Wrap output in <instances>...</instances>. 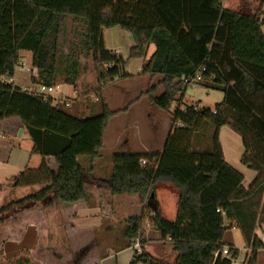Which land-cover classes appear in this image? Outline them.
<instances>
[{"label": "trees", "instance_id": "16d2710c", "mask_svg": "<svg viewBox=\"0 0 264 264\" xmlns=\"http://www.w3.org/2000/svg\"><path fill=\"white\" fill-rule=\"evenodd\" d=\"M263 9L264 0H0V121L20 117L34 143L32 154L43 159L37 173H23L17 184L46 185L0 209V226L24 221L42 226L44 214L59 207L66 215L63 224L69 245L52 249V257L63 264H97L94 232L75 236L69 228L79 203L87 204L86 180L102 156L111 119L132 106L111 111L105 89L128 78L129 61L145 59L154 46L142 74L162 76L160 85L165 90L154 97L151 89L135 103L148 97L170 112L178 95L188 89L182 77L198 73L203 78L199 86L221 91L224 101L214 112L178 109L163 152L112 157L111 193L137 195L142 204L151 202L153 226L163 241L172 244L167 259L154 260L144 249L131 264H234L241 252L224 243L226 231L232 228L242 232L252 249L248 264H257L264 249L256 233L264 227ZM65 16L73 18V39L69 52L61 55L59 37ZM114 28L133 38L128 59L106 46L104 32ZM22 51L32 54V66L38 70L33 83L48 88L54 87L60 64L65 84L76 87L82 59L91 58L100 114L80 118L61 102L55 106L51 97L45 102L7 83L15 77ZM204 122L214 127L211 151H193ZM225 126L242 138V163L257 172L248 189L244 176L225 160L220 142ZM79 157L90 159L88 169ZM141 231V219L133 217L125 236L131 241ZM225 249L228 256L223 254Z\"/></svg>", "mask_w": 264, "mask_h": 264}, {"label": "crops", "instance_id": "0c3cea01", "mask_svg": "<svg viewBox=\"0 0 264 264\" xmlns=\"http://www.w3.org/2000/svg\"><path fill=\"white\" fill-rule=\"evenodd\" d=\"M261 18L264 21V9H263ZM63 20H64V17L61 22L62 28H61V34L59 37V44L61 42L62 36L64 35V32L62 31ZM262 30L264 33V25L262 27ZM104 36H105L106 46L108 48L106 30L104 32ZM133 47H131L130 50ZM108 49L110 51L112 50L110 48ZM68 52L69 50H66L64 55H66ZM123 57L126 58V56H123ZM25 59H28L32 66V60H33L32 54L29 52L22 51L20 52V62L22 63L21 64L22 69H24ZM81 63H83V59ZM142 66L143 64L141 65V67ZM31 73H32V80L33 78L38 77V70L36 68H33V66L31 69ZM128 75L135 77V75H132L130 73ZM118 81L119 80L115 81V83ZM6 82L13 84V86L16 88H19L16 86V77L10 80L8 79ZM64 86H65L64 87L65 89L66 87H68L67 85H64ZM54 87H53V91L50 93V96L53 100H58L61 102V104H64L65 110L67 107L75 108L74 114H76V116L80 118L89 117L92 115V112H93L92 107L90 105H87V106L81 105L79 103L80 98L78 96H77L78 100L75 101L70 91H68L65 94V97H66L65 99H67V101L65 102H63L65 100L63 98L64 97L63 94H62V97L54 98L52 96V93H54L55 91ZM115 88H118V85ZM26 89H30V88H25L24 90ZM109 89L110 87H108L107 90H105V99L111 111L123 110L127 108L128 106H130L128 104L127 107L124 105V108L123 106L112 108L111 103H113L112 97L114 96V93L109 91ZM163 93L164 91L160 87L158 89L157 94H155L154 97H159L163 95ZM136 99H138V97H135L131 101H134L133 103H135ZM94 100H96V98ZM66 104H68V106H66ZM144 104H145V109L144 111H142L141 114L143 118L148 119V121H151V126H152L151 129H145L144 127L140 126L141 125L140 122L142 121V118L141 120L131 119L130 117L128 118L127 116L129 115L128 113L130 111L113 118L114 121L112 123H115V125L113 126V128L115 127V133L111 137V143L108 141L109 140V130H110V126H109L107 130V134L105 136L103 148L101 149L102 156L96 162L92 177H90L89 180H86L87 204L83 205V203L81 202L79 203V206L77 207L78 209L77 214L72 220L73 222V225H71L72 228H69L70 230H73V232L75 233V236H77L78 234H82L84 231H87V230H92L94 232L96 243H97L96 247L98 249V255H99V260L97 264H131L132 263L134 252L131 249L130 240L125 236L126 229L129 226V223L126 225H121L120 224L121 221H120V217L118 213L122 209L118 211V208H117L114 212L113 208L116 205L118 206L120 203L125 204L126 201L132 202V203L138 202V205L141 208L140 212H142V210L145 208V205L141 206V203H140L141 201L137 195L125 194V195H120V196H114L109 189V184H110V178H111L112 171H113L112 157L114 155L116 154H143V153L154 154V153L163 152L165 145L163 147L160 146L161 147L160 150H157L159 143H158V140L154 137L156 136L157 132L162 131L161 130L162 126L160 125V122L157 120H159V118L163 116L164 111L160 109L159 107H157L155 104H152L149 101V99L142 100L138 104V106L140 105V108H141V106ZM126 117L128 118L125 121L126 124H122ZM154 117H157V119L153 121V119H155ZM170 130L171 128L169 129V133H170ZM150 133H153V135L152 136L149 135ZM11 135L14 138H22L26 135L29 138H31L25 124L23 123L20 117H12V118H8L3 121H0V136L6 138V137H11ZM223 138H225L226 144L223 142ZM220 142L223 147V152H224L226 162L232 168H234L235 170H237L239 173H241L244 176L245 181L243 185L245 188L248 189L250 184L256 179L257 172L248 169L242 163V157L245 154V148L242 142V138L237 133H235L231 129L230 126H225L220 130ZM3 144H9L13 146V143L9 142V140L0 143V146ZM239 149L241 151H239L238 153ZM32 151H33V148L32 149L29 148V150L23 151V153L20 150L21 153L18 155L19 160L17 161L15 166L14 164H10L11 160L10 158L8 159L7 161L8 167L10 169L17 168V172H19L18 175H12L10 178L11 180L13 179L15 181L17 177H20L23 173H28V175H30V174L37 173L39 171V169L34 170V169L29 168V165L32 161L33 156H38V155L32 154ZM81 160H82V157H79L78 158L79 163ZM86 165L88 166L89 164L85 162L82 166L85 169H88L89 167H87ZM246 177L249 178V181L247 184L245 183L246 180L248 179ZM45 187L46 185L44 184L43 185H40V184L25 185L22 183L17 184V182L15 181L14 188H24V189L29 188L28 190L32 191L31 194H22L23 195L22 197L17 198V200H12L10 202H5V201L2 202L3 198L0 197V201H1L0 209L6 206L7 203L20 201L30 195H33L43 190ZM0 193H2L1 187H0ZM16 193H17L16 189L12 190L13 196H17ZM146 205L151 210V213L153 216V204L151 202H148L146 203ZM125 208H127L126 209L127 212L130 213L128 211L129 205ZM62 212L63 211L59 207H55L49 210L47 213L44 214V224L42 226H36L32 224L29 225L26 223V221L16 223V224L7 222L3 226H0V238L2 239V241L0 242V249H1L0 251H2V254H0V260L5 259L6 256L15 257V255L19 254L21 255V258H22L21 259L22 264H29L30 262H32V264H63L60 262L56 263L55 259H51L47 256V254H43L49 251L50 249L51 250L54 249L55 247V245H51L49 242H46V240L48 239L49 234L52 233L55 230V228L58 227V225H60L61 223L63 224V220L66 221L65 220L66 215L63 216L64 213L62 214ZM60 226H61V230L65 228L64 224ZM124 226H126V228ZM141 226L144 229H147L148 227L147 225H145L143 220H141ZM120 228L121 229L125 228L124 230H122L121 234L122 236L126 237L125 238L126 240H123V241L120 240V242L117 244L115 242L112 243L111 241L113 239L112 237L114 236V232H116ZM260 232L264 233L263 226L257 228L256 230L257 235ZM157 234L158 235L160 234L158 230H157ZM66 235L67 233L64 236V240H65L63 241L64 246L69 245V241L67 240ZM42 244H44V248L41 249ZM56 247H59V246H56ZM249 250L250 248L248 249V251ZM10 251H13L15 253L10 254ZM145 251L148 252V254L152 256L153 253L150 251V245L148 243L146 244ZM25 254H27L29 257L26 258L24 256ZM39 255H44V258L40 259ZM262 259H264V249L258 253L257 264H264V261L263 263H261Z\"/></svg>", "mask_w": 264, "mask_h": 264}, {"label": "rangeland", "instance_id": "374dc122", "mask_svg": "<svg viewBox=\"0 0 264 264\" xmlns=\"http://www.w3.org/2000/svg\"><path fill=\"white\" fill-rule=\"evenodd\" d=\"M73 18L66 16L64 17L63 20V29L62 31L64 32V35L61 38V42L59 44V50L61 55H64L66 50H69L70 44L73 39ZM106 37H107V45L108 48L113 50V53H118L119 55L126 56L125 59H128L129 57V50L131 47L134 46L133 38L132 36L126 32L123 31L121 28H114L111 30H106ZM111 50V51H112ZM155 52V47L150 46L148 51H147V56L143 60H130L128 65H127V73L135 75L133 78L132 76H129L128 78L124 79H118V82H114L108 87H110L109 91L114 93V96L112 97V102L111 106L112 108H117L119 106L124 105L127 107L129 104L131 107L129 109V115L127 116L128 118L130 117L131 119H139L142 121L140 122L142 127L145 129H151V121H148V119H145L142 117V111L145 109V104L141 106H138V104L144 100V99H149L148 97L143 98L140 102L134 103L133 100L135 97H140L142 93H148L151 89H153V95L157 94L158 89L161 87V89L164 91V87L160 85L162 82L163 77L162 76H157L152 77L150 75H143L141 74L142 72V67L141 65L146 62L147 59H149L153 53ZM21 62L19 63L18 67L16 68V86L19 87L20 89L24 90L25 88H30L32 92L37 90L36 84L33 83L32 80V73L31 69L32 66L29 62L28 59H25L24 61V69L21 67ZM156 78V79H155ZM117 81V80H116ZM160 82V83H158ZM67 85L64 82V73H63V66L61 64L59 65V70L57 72V77L55 81V91L52 93V96L54 98L62 97L65 99V94L70 91V93L73 95L72 97L75 99V101L78 100V97L80 98L79 103L83 106L90 105L92 107V116L94 115H99L101 112L100 104L99 101L97 100V97L95 95V90L97 89V74L94 66V62L92 61L91 58H83V63L81 66V73H80V78L78 82V86H70L67 85L66 89L64 88ZM118 85V88H115ZM105 90H107V88ZM70 88V89H69ZM72 89V90H71ZM77 93V95H76ZM79 94V95H78ZM78 96V97H77ZM183 97V98H182ZM96 98V100H94ZM137 100V99H136ZM67 101L65 99L63 102ZM150 101V100H149ZM224 101V94L221 91H215V90H207L201 86H193V87H188L186 92L183 95H178L177 101L173 104L170 112H163V116L159 118L160 125L162 126V131L157 132L156 138L158 140L159 146L157 150H160V146H164L166 143V138L169 134V129L172 126V119L175 114V112L179 109L181 111H186L188 108H195L199 110H210L211 112H214L217 108L218 105L222 104ZM135 107V108H134ZM66 110L75 115V108H69L67 107ZM125 114V113H123ZM122 115V114H121ZM125 118L122 124H126L125 121L128 118ZM156 120L157 117H154ZM145 120V121H144ZM114 120L111 119V123ZM110 123V130H109V142L111 143V137L115 133V123ZM125 126V125H124ZM230 129V128H229ZM127 131V130H126ZM124 131V132H126ZM213 132H214V127L210 125L208 122H204L203 129L202 131L194 138L193 141V151H198V152H206L207 150L211 151V139L213 137ZM149 135H153V133H150ZM125 139V138H124ZM9 140V142L13 143V146L9 144H3L0 146V187H1V192L0 197L3 198L2 202H10L12 200H17V198L22 197V194H31V190L24 189V188H14L15 181L11 178L12 175H18L19 172H17V168L10 169L8 167V159L10 158L11 163L16 165L17 161L19 160V154L25 150H29V148H33L34 143L31 138H29L27 135L22 137V138H14L12 135L11 137H2L0 136V143L5 142ZM223 142H225V138H223ZM12 149V150H11ZM21 150V152H20ZM241 151L240 149L238 150ZM42 157L41 156H33L32 161L29 165L30 169H40L42 165ZM85 162L88 164L90 163V159L87 157H82V160L80 161V164L83 165ZM87 166V165H86ZM89 167V165L87 166ZM107 174V173H105ZM96 176V174H95ZM248 178V177H246ZM249 178L246 180V184L248 183ZM17 190L16 195H12V190ZM19 194V195H18ZM140 199V198H139ZM141 201V200H140ZM1 202V201H0ZM145 208L141 211L140 206L138 205V202H128L126 201L125 204H119L118 206H114V212L118 208V211H121L118 213L120 217V224L121 225H126L129 223V219L132 217L139 218L143 220L145 225H147V229L142 228V231L138 234L137 237H140L142 242H144V249L146 250V244L148 243L150 245V251L153 253L152 257L153 259H167L171 255L172 251V244L169 241H163L161 238V234H157V230L153 227L152 223V213L151 210L147 207L146 204ZM9 204V203H7ZM129 205L128 211L127 212V207ZM47 213V212H46ZM27 223V222H26ZM60 225H63L62 223ZM58 225L55 230L49 234L48 239L46 242H49L51 245H55L59 247H65L63 241L64 236L66 234L65 228L61 230V226ZM228 226V225H227ZM126 228V226H124ZM142 227V226H141ZM124 228V229H125ZM124 229H118L116 232H114V236L112 237V243H119L120 240H126L125 236H122V230ZM65 231V233H64ZM143 232H145V237H143ZM64 234V235H63ZM66 238L68 240V236L66 235ZM2 239L0 238V242ZM109 242V241H108ZM224 243L227 245L234 246L235 248L239 249L241 252V255L238 260H236L235 264H248L249 260L251 258L252 254V249L248 251V245L245 242V239L243 237L242 232L239 229H228L225 234L224 238ZM133 245V240L130 241V246L132 247ZM44 248V244H42L41 249ZM1 250V249H0ZM93 252V249H91ZM261 251V250H260ZM259 251V252H260ZM45 252V251H43ZM51 249L47 251L46 253L47 256L51 259H55L56 263H62L58 258L52 257V254L50 253ZM15 252L10 251V254H14ZM17 253V252H16ZM0 254H2V251H0ZM25 254L24 256L28 258L29 256ZM18 256V257H17ZM46 256V255H45ZM31 257V256H30ZM40 259L44 258V255H39ZM21 255H15V257H5V259L0 260L1 264H22L21 261ZM263 263L264 259L261 260ZM29 264H32L30 262ZM136 264V262H135ZM138 264V263H137ZM140 264V263H139Z\"/></svg>", "mask_w": 264, "mask_h": 264}, {"label": "built area", "instance_id": "2783aa9c", "mask_svg": "<svg viewBox=\"0 0 264 264\" xmlns=\"http://www.w3.org/2000/svg\"><path fill=\"white\" fill-rule=\"evenodd\" d=\"M22 64V63H21ZM20 64V65H21ZM203 78L201 76V74H197L195 76H190V77H182L181 81L183 82V84L187 87H193V86H199V83L202 82ZM25 92H28L34 96H39L42 97L44 99L45 102H48L50 93L53 91V88H48L45 85H38L37 86V90L32 92L30 89H26L24 90ZM54 105L56 106L60 101L58 100H53ZM66 106H68V104H66ZM143 165H146L147 162L146 161H142ZM220 212V211H218ZM258 238L259 240L262 242V244L264 245V233L260 232L258 234ZM144 242H142L140 237H136L135 239H133V245L131 247V249L133 250V258L132 261H135L137 256H139L140 254L143 253L144 251V247H143ZM224 256H228L229 255V250L225 249L223 252ZM216 257L218 256V254L215 255ZM237 262H234V264Z\"/></svg>", "mask_w": 264, "mask_h": 264}, {"label": "water", "instance_id": "95a60500", "mask_svg": "<svg viewBox=\"0 0 264 264\" xmlns=\"http://www.w3.org/2000/svg\"><path fill=\"white\" fill-rule=\"evenodd\" d=\"M152 198H154V196H152Z\"/></svg>", "mask_w": 264, "mask_h": 264}]
</instances>
